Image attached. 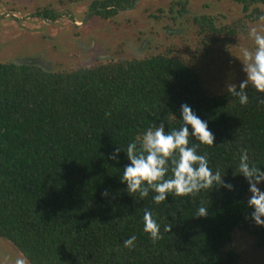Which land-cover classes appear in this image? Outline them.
Listing matches in <instances>:
<instances>
[{"label":"trees","instance_id":"trees-1","mask_svg":"<svg viewBox=\"0 0 264 264\" xmlns=\"http://www.w3.org/2000/svg\"><path fill=\"white\" fill-rule=\"evenodd\" d=\"M136 1L92 0L90 9L110 18ZM232 1L243 12L264 5ZM252 11L263 13L257 6ZM39 13L57 18L51 9ZM193 22L209 55L236 42L237 28L218 27L210 15ZM246 92V105L227 89L212 93L199 69L169 50L62 69L40 55L0 61V238L29 264H238L236 230L264 249V226L250 218L249 185L238 173L244 149L250 164L264 171V103H258L264 93L251 85ZM182 103L215 136L213 146L191 136L189 145H199L198 154H206L208 166L233 188L169 193L160 204L153 191L143 198L128 193L120 179L130 163L128 144L139 147L137 138L160 123L166 132L179 129ZM117 147L118 159H109ZM257 187L264 191V181ZM202 206L208 215L198 217ZM146 209L160 225L162 239L155 243L143 230ZM132 235L134 247L127 248L123 241Z\"/></svg>","mask_w":264,"mask_h":264},{"label":"rangeland","instance_id":"rangeland-1","mask_svg":"<svg viewBox=\"0 0 264 264\" xmlns=\"http://www.w3.org/2000/svg\"><path fill=\"white\" fill-rule=\"evenodd\" d=\"M92 0H0V61L40 55L52 69L88 66L110 58L146 57L171 51L194 64L212 93H221L229 83L245 79L239 61L240 48L254 44L248 29L264 30V5H250L243 12L232 0H137L133 7L120 10L110 18L93 14ZM182 3L185 9L180 12ZM255 6L263 12L257 17ZM57 13L55 20L41 12ZM249 14L248 16H246ZM210 15L218 27L237 28L236 42L225 51L203 52L199 27L194 16ZM233 246L239 253L238 264H264V249L255 239L239 230ZM20 253L0 238V264Z\"/></svg>","mask_w":264,"mask_h":264},{"label":"clouds","instance_id":"clouds-1","mask_svg":"<svg viewBox=\"0 0 264 264\" xmlns=\"http://www.w3.org/2000/svg\"><path fill=\"white\" fill-rule=\"evenodd\" d=\"M248 38L254 44L252 49L242 46L240 57L242 71L245 79L237 86L234 83L227 85V92L237 97L241 105L249 102L246 89L251 85L258 92L264 93V30H258L253 26L248 29ZM258 103H264V96L258 97ZM183 121L179 129L165 131L164 123L158 127H149L142 136L138 137L137 143L130 142L126 149L127 159L130 161L124 166L121 181L127 185L128 193H139L140 197H147L149 191L156 194L153 201L156 204L166 200L169 193L176 196L187 197L195 195L204 189H212L214 186H223L232 189L231 183L222 180L220 172H213L208 166L206 154H198L199 145H189V137H194L200 144L213 146L214 134L208 129L207 121L199 118L191 107L185 103L180 105ZM110 113H105L109 115ZM191 126V132L189 131ZM120 147L114 149L109 159H118ZM170 176H167L168 173ZM238 173L242 174L249 185L248 191L251 196L247 204L253 211L250 218L258 226H264V191L257 185L264 181V171L255 164H250L246 149L242 150L239 158ZM167 176V178H166ZM107 195V190L101 193ZM208 215L207 208L200 207L196 216L205 217ZM171 224L164 226L165 232L171 231ZM143 230L149 234L153 243L162 239L160 225L153 218L149 210L143 214ZM136 236L132 235L123 241L127 248H133ZM4 264H9V258H5ZM11 264H29L27 256L20 253Z\"/></svg>","mask_w":264,"mask_h":264}]
</instances>
